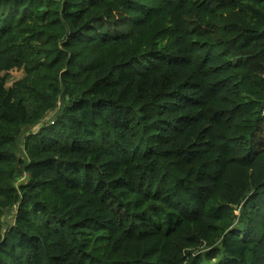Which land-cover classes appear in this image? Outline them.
I'll list each match as a JSON object with an SVG mask.
<instances>
[{
    "label": "trees",
    "instance_id": "1",
    "mask_svg": "<svg viewBox=\"0 0 264 264\" xmlns=\"http://www.w3.org/2000/svg\"><path fill=\"white\" fill-rule=\"evenodd\" d=\"M0 264H264V0H0Z\"/></svg>",
    "mask_w": 264,
    "mask_h": 264
},
{
    "label": "rangeland",
    "instance_id": "2",
    "mask_svg": "<svg viewBox=\"0 0 264 264\" xmlns=\"http://www.w3.org/2000/svg\"><path fill=\"white\" fill-rule=\"evenodd\" d=\"M24 75L23 70L22 69H12L10 71H8L7 73H5L6 76V87L11 86L16 80L22 78ZM60 103H58L59 106ZM57 108L48 111L45 116L36 124L32 125L31 127H29V129H27L24 133V135L26 134H30V133H35L39 130V128L44 125V124H48L49 121L52 120L54 114L56 113ZM22 137L20 139V143H22ZM27 181V176L26 175H22L20 177H18L15 181V185L18 186L21 183H24ZM15 213H16V209L15 208H11L10 210H8L5 215L3 216V227H2V232L5 231V229L7 227H9L13 222H14V217H15Z\"/></svg>",
    "mask_w": 264,
    "mask_h": 264
}]
</instances>
